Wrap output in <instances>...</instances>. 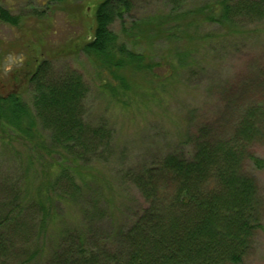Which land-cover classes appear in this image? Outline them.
<instances>
[{"label":"trees","instance_id":"obj_1","mask_svg":"<svg viewBox=\"0 0 264 264\" xmlns=\"http://www.w3.org/2000/svg\"><path fill=\"white\" fill-rule=\"evenodd\" d=\"M88 1L87 7L83 1L75 3L74 12L87 18L75 52L90 59L100 87L123 108L154 97L159 85L165 88L177 82L192 67L190 44L203 43L201 27L216 24L223 32L219 36L229 38L247 23L264 19V0H167L170 7L165 15L145 19L131 17L134 0ZM2 2L0 20L17 25L19 17ZM115 22L119 30H114ZM156 41L178 46L159 58L152 50ZM182 41L185 49L180 51ZM258 58L229 88L225 107L233 106L245 91L261 83L264 87V51ZM53 65L51 57L36 54L27 59L22 76L7 82L0 79V141L18 159L24 147L28 151L25 172L34 168L37 174L32 191L21 180L2 182L0 264H37L45 255L43 239L50 223L62 216L63 204L89 190L92 177L87 166L111 146L109 125L86 119L88 85L83 73L69 67L55 77ZM135 76L149 84L143 86ZM26 85L31 87V97L23 91ZM223 110L215 113L214 120L217 126L227 127ZM215 124L204 119L188 138L192 149H172L151 164L131 169L130 179L148 205L135 211L130 225L122 227L120 242L115 233L109 238L112 245H92L82 229L63 225L45 264L243 263L264 227L263 197L251 171L264 168V158L254 150L264 141V100L243 106L228 134H218ZM26 213L37 222H25ZM13 257L20 261L11 262Z\"/></svg>","mask_w":264,"mask_h":264},{"label":"rangeland","instance_id":"obj_2","mask_svg":"<svg viewBox=\"0 0 264 264\" xmlns=\"http://www.w3.org/2000/svg\"><path fill=\"white\" fill-rule=\"evenodd\" d=\"M77 1L67 0L61 6L49 5L46 0L2 2L19 17V23L13 25L0 20V79L7 82L22 76L27 59L36 57V54L52 58L55 77L69 67L76 68L83 73L88 85L84 101L86 119L93 124L106 122L113 134L111 146L104 156L87 166V173L92 177L89 190L76 201L69 200L63 204L62 211L60 209L62 216L50 223L43 239L45 255L37 264L46 263L48 254L57 245L58 231L63 225L82 229L87 242L92 245H112L109 238L115 233H118L114 236L116 242H120L122 227L130 225L135 211L148 205L130 179L131 169L151 164L158 156L172 149H192L193 144L188 138L193 137L204 119H210L215 124V113L222 108L226 109L221 113L225 112L228 117L227 127H224L225 123L215 124V131L221 135L230 133L243 106L264 100L261 83L259 87L245 91L233 106H227L229 88H233L248 73L249 65L258 60L264 51L263 19L247 23L241 32L239 29L240 33L229 38L219 36L223 32L216 24L201 27L199 34L205 38L203 43L197 41L195 45L190 44V49H193L189 57L192 67L185 69L177 82L165 88L159 85L154 97L138 99L134 104L131 102L130 107H121L100 87V77L90 59L83 53L75 52L87 26V18L74 12ZM79 1H83L85 7L90 2ZM193 1L196 3L200 0ZM133 4L131 17L138 19L163 16L170 7L167 0H134ZM113 27L114 30L120 29L118 22ZM184 42L179 45L180 51L185 49L182 48ZM168 45L167 41H156L152 50L160 58L168 55L169 49L176 46ZM12 72L15 74L12 75ZM133 79L143 83V86L149 84L139 76ZM23 91L27 97H31L30 86L26 85ZM15 146L19 147L20 144ZM21 150L23 156L18 159L8 145L0 141V198L4 195V179L21 180L25 189L33 190L31 183L37 176L36 170L31 168L25 172L23 166L28 163V151L24 147ZM254 150L264 158V141L256 144ZM251 171L258 180L264 202V168H253ZM98 192L101 193L100 197L96 196ZM25 216L28 224L37 222L31 215L26 213ZM261 218L264 223V206ZM16 258L20 261V257H13L11 262L18 261ZM241 264H264V227L257 232L253 248Z\"/></svg>","mask_w":264,"mask_h":264}]
</instances>
